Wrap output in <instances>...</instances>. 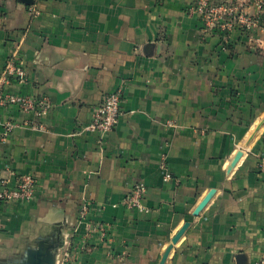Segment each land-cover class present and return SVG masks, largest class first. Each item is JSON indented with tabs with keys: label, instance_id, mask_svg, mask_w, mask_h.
Returning a JSON list of instances; mask_svg holds the SVG:
<instances>
[{
	"label": "crops",
	"instance_id": "obj_1",
	"mask_svg": "<svg viewBox=\"0 0 264 264\" xmlns=\"http://www.w3.org/2000/svg\"><path fill=\"white\" fill-rule=\"evenodd\" d=\"M32 3L0 0V72L15 51L28 76L8 91L51 103L43 129L0 108L18 124H0V191L35 180L30 202H0V264L40 244L53 264L66 250L78 264H158L186 222L165 264H260L264 48L203 32L191 0H39L37 17ZM117 89V127L85 131ZM136 182L145 213L122 205Z\"/></svg>",
	"mask_w": 264,
	"mask_h": 264
},
{
	"label": "built area",
	"instance_id": "obj_2",
	"mask_svg": "<svg viewBox=\"0 0 264 264\" xmlns=\"http://www.w3.org/2000/svg\"><path fill=\"white\" fill-rule=\"evenodd\" d=\"M39 0H33L29 8L31 17L39 16ZM253 6L257 11L256 15L247 13V9ZM188 14L196 16L201 24L203 32L217 31L219 37L224 42L229 41V36L235 30L244 34L249 41L264 48V23L261 14L264 13V0H191L187 8ZM28 80L27 72L17 59L14 51L6 61L3 70L0 72V108H16L23 114H30L36 121L31 125L23 122L34 129H43V125L38 121L51 109V103L45 96H27L19 93L9 92L8 88L12 82L26 84ZM122 93L117 89L107 94L100 106H98L85 131L96 132L106 135L112 132L118 125L121 112ZM6 133L18 126L17 122H1ZM163 180H171V174L166 164H161ZM35 194V180L26 175L21 176L11 189L3 188L0 191V202H22L27 203L33 200ZM145 187L142 183H134L122 200L125 209L145 213L147 208L144 204ZM85 207L81 210L80 218L87 215ZM89 230V229H88ZM62 264H78L73 259L70 250H66L62 256ZM264 264V260L260 262Z\"/></svg>",
	"mask_w": 264,
	"mask_h": 264
},
{
	"label": "water",
	"instance_id": "obj_3",
	"mask_svg": "<svg viewBox=\"0 0 264 264\" xmlns=\"http://www.w3.org/2000/svg\"><path fill=\"white\" fill-rule=\"evenodd\" d=\"M205 204L203 202L200 208ZM189 226V223H185L172 238L171 243L165 248V251L158 264H165L173 246L178 242L185 230ZM13 264H53L52 256L49 252V248L44 247L42 244L39 245L37 250H29L24 258Z\"/></svg>",
	"mask_w": 264,
	"mask_h": 264
}]
</instances>
